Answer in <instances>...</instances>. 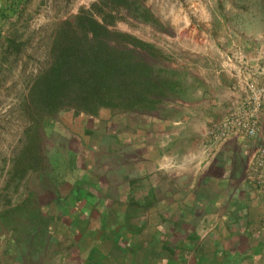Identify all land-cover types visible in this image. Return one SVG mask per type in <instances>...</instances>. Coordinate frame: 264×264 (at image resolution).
<instances>
[{
    "label": "rangeland",
    "instance_id": "374dc122",
    "mask_svg": "<svg viewBox=\"0 0 264 264\" xmlns=\"http://www.w3.org/2000/svg\"><path fill=\"white\" fill-rule=\"evenodd\" d=\"M16 6L0 19V264H232L237 257L264 264V190L246 175L251 151L264 143V108L257 135L211 150L194 177L161 163L168 132L179 125L172 122L215 78L208 65L247 42L245 52L264 51V0ZM80 14L117 36L110 46L150 64L141 87L147 80L151 94L132 110L92 115L67 102L33 114L31 86L53 63L54 28L76 24ZM240 68L248 73L243 102L209 124L211 140L218 122L246 106L248 84L264 81V62ZM182 149L180 141L172 146L176 164Z\"/></svg>",
    "mask_w": 264,
    "mask_h": 264
},
{
    "label": "trees",
    "instance_id": "16d2710c",
    "mask_svg": "<svg viewBox=\"0 0 264 264\" xmlns=\"http://www.w3.org/2000/svg\"><path fill=\"white\" fill-rule=\"evenodd\" d=\"M17 4L18 0H1L0 19L14 13ZM76 22L55 26L53 63L34 78L28 111L52 114L67 102L66 106L92 115L102 107L112 112L125 107L132 110L135 99L151 94L152 84L147 80L141 87V79L152 69L150 64L142 63L131 51L110 46L107 40L117 36L97 21L80 14ZM131 42L146 47L133 39Z\"/></svg>",
    "mask_w": 264,
    "mask_h": 264
},
{
    "label": "crops",
    "instance_id": "0c3cea01",
    "mask_svg": "<svg viewBox=\"0 0 264 264\" xmlns=\"http://www.w3.org/2000/svg\"><path fill=\"white\" fill-rule=\"evenodd\" d=\"M240 37H238L239 41L242 40V43L246 42L245 38ZM244 44L248 46L252 42ZM244 44L241 45L242 50L235 52L234 56H231L233 60L227 56V61L222 59L220 62L209 64L208 68L205 69L206 72H213L215 78L212 82L207 83V92L203 94L202 98L200 97L198 104L189 106L188 103H185L184 106L187 109L185 108L177 121L172 122L173 125H179L170 128L168 132L169 141L171 142L167 141V145L162 148V151L168 148V151H165L162 156L161 163L163 166L165 165L164 163H168L170 166L175 167L177 171L184 173V175L194 177L199 169L204 170L205 166L209 164L206 161L208 153L211 150L213 153H217L223 148L224 142L219 143L211 140L206 136V130L213 120L224 114L230 104H241L243 102L244 83H246L248 73L241 70L242 64L245 62L244 70L249 66L251 68L250 71H253L258 68L261 62H264V51L257 52L253 49L245 52ZM248 62L251 64L248 65ZM179 141L183 144V149L181 150V159L183 161L180 164H176L172 146ZM255 248H257L255 252H258L259 245ZM232 264L260 263L256 259L237 257Z\"/></svg>",
    "mask_w": 264,
    "mask_h": 264
},
{
    "label": "built area",
    "instance_id": "2783aa9c",
    "mask_svg": "<svg viewBox=\"0 0 264 264\" xmlns=\"http://www.w3.org/2000/svg\"><path fill=\"white\" fill-rule=\"evenodd\" d=\"M245 107L237 113L228 114L210 131L213 140L219 143L232 138L254 137L259 131L260 114L264 108V81L247 86ZM246 175L255 188L264 190V143L254 148L247 161Z\"/></svg>",
    "mask_w": 264,
    "mask_h": 264
}]
</instances>
